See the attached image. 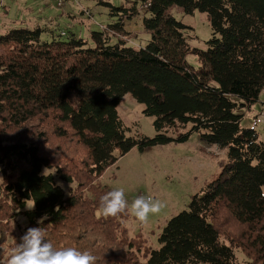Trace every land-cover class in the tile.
Listing matches in <instances>:
<instances>
[{"label":"trees","instance_id":"obj_1","mask_svg":"<svg viewBox=\"0 0 264 264\" xmlns=\"http://www.w3.org/2000/svg\"><path fill=\"white\" fill-rule=\"evenodd\" d=\"M141 2L151 34L142 48L123 37L113 43L105 31L93 33L94 47L75 34L44 41L40 26L0 35V247L10 253L39 226L57 249L90 251L97 264H238L236 250L264 264V141L241 125V110L264 91V0ZM174 6L207 14V50L190 45L191 27L169 13ZM111 7L138 13V2L130 12ZM110 27L126 35L124 22ZM192 53L198 68L187 62ZM126 94L154 118V137L130 134L118 112ZM196 132L226 149L230 162L169 220L158 249L143 233L131 235L130 208L98 217L109 167L135 147L185 142ZM56 178L76 187L66 196ZM22 214L27 224L17 234Z\"/></svg>","mask_w":264,"mask_h":264},{"label":"rangeland","instance_id":"obj_2","mask_svg":"<svg viewBox=\"0 0 264 264\" xmlns=\"http://www.w3.org/2000/svg\"><path fill=\"white\" fill-rule=\"evenodd\" d=\"M137 2L138 13L131 17L125 14V10L114 11L111 7L123 6L130 12ZM84 8L91 9V14L84 12ZM66 11H70L73 17L65 14ZM169 13L191 27L185 34L192 47L207 50V41L213 34L207 14L199 11L187 14L178 6L172 7ZM145 16L148 17L149 13L141 0H77L63 6H58L55 0H0V35L13 29H33L40 26L45 30L42 34L44 41L54 39L66 41L75 34L86 40L88 47H94L93 33L103 32L101 25L107 27L124 22L125 31L131 34L128 45L142 48L151 40V34L143 23ZM118 39L119 37L112 35L113 43ZM186 59L195 68L201 66L198 55L194 53L189 54ZM144 109L145 106L131 94H126L118 106L120 117L131 128V135L154 137L156 135L154 118L147 116ZM241 112L244 114L242 127L256 129L260 140L264 141V91L260 101L256 102L252 109H242ZM203 133H193L185 142L174 141L143 151L135 147L109 167L100 178V182L109 190L114 188L124 190L129 208L131 202L140 195L150 196L162 203L161 210L150 214L146 221H140L132 213L125 221L131 235L143 233L153 249L161 246L159 237L169 220L188 209L192 196L201 193L209 183L217 180L230 162L227 150L218 145L206 144L202 140ZM43 173L54 172L44 168ZM2 180L0 172V183ZM56 182L64 189L66 196L76 187V183L59 178H56ZM32 204L34 202L29 201L28 206ZM26 224V216L20 215L14 224L17 234H20ZM235 253L238 264H249L240 250H236ZM8 254L7 247H0V264Z\"/></svg>","mask_w":264,"mask_h":264},{"label":"clouds","instance_id":"obj_3","mask_svg":"<svg viewBox=\"0 0 264 264\" xmlns=\"http://www.w3.org/2000/svg\"><path fill=\"white\" fill-rule=\"evenodd\" d=\"M35 203L27 206L33 210ZM163 207L159 200L143 195L137 196L130 205L131 213L140 221H146L150 214L158 213ZM129 209V202L122 188H114L100 198L98 217H116ZM46 217L38 220V225ZM97 257L90 251L76 247L57 249L46 238V232L39 226L27 228L20 242L9 253L6 264H97Z\"/></svg>","mask_w":264,"mask_h":264},{"label":"crops","instance_id":"obj_4","mask_svg":"<svg viewBox=\"0 0 264 264\" xmlns=\"http://www.w3.org/2000/svg\"><path fill=\"white\" fill-rule=\"evenodd\" d=\"M68 2H72V1H68ZM68 2H66V4H67ZM73 2L75 3V2H77V0H75V1H73ZM83 10H84V12H87V13H90V11H91V9H88V8H84ZM65 14H67V15H68L69 17H71V18L73 17L70 11H66ZM90 14H91V13H90ZM111 25H112V24H111ZM102 26L105 27V25H101V28H102ZM106 28H107L106 31L109 30L108 32H110L111 35H114V36H117V37H123V38H125V39L128 40V39L130 38V36H131V34H127V32H126V35H120V34L117 33L116 31L112 30L110 26H107ZM63 33H65V32H63ZM262 93H263V92H262ZM259 101H260V99H259ZM257 102H258V101H257ZM254 104H256V103H254ZM254 104H253L249 109H252V107L254 106ZM259 136H260V135H259Z\"/></svg>","mask_w":264,"mask_h":264},{"label":"built area","instance_id":"obj_5","mask_svg":"<svg viewBox=\"0 0 264 264\" xmlns=\"http://www.w3.org/2000/svg\"><path fill=\"white\" fill-rule=\"evenodd\" d=\"M58 6H63L68 1H75V0H55ZM103 31L106 32L107 28L102 26ZM64 34V33H63Z\"/></svg>","mask_w":264,"mask_h":264}]
</instances>
